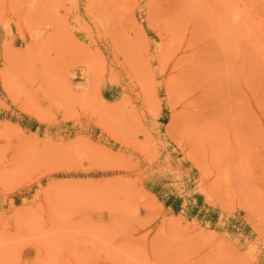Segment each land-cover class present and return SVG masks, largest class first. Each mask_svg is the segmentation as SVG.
<instances>
[{
	"label": "rangeland",
	"instance_id": "rangeland-1",
	"mask_svg": "<svg viewBox=\"0 0 264 264\" xmlns=\"http://www.w3.org/2000/svg\"><path fill=\"white\" fill-rule=\"evenodd\" d=\"M0 264H264V0H0Z\"/></svg>",
	"mask_w": 264,
	"mask_h": 264
}]
</instances>
